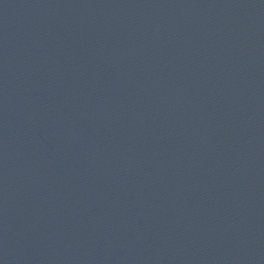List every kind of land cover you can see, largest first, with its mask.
Instances as JSON below:
<instances>
[{"label":"water","instance_id":"1","mask_svg":"<svg viewBox=\"0 0 264 264\" xmlns=\"http://www.w3.org/2000/svg\"><path fill=\"white\" fill-rule=\"evenodd\" d=\"M0 264H264V0H0Z\"/></svg>","mask_w":264,"mask_h":264}]
</instances>
